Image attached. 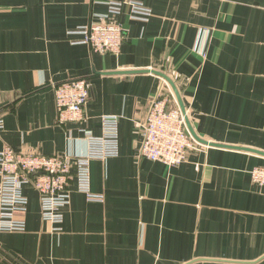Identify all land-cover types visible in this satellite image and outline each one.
Returning <instances> with one entry per match:
<instances>
[{"label": "crops", "instance_id": "obj_1", "mask_svg": "<svg viewBox=\"0 0 264 264\" xmlns=\"http://www.w3.org/2000/svg\"><path fill=\"white\" fill-rule=\"evenodd\" d=\"M113 0H0V150L76 154L84 132L118 118V153L90 161L89 200L70 189L61 230L42 219L30 187L22 232H0V264H264V186L258 153L203 145L177 166L142 158L150 100L176 84L197 136L264 152V0H137L148 21L119 17L117 55L69 34ZM125 2L131 0H123ZM202 32V35H201ZM195 48L206 53L205 57ZM86 78L84 123L59 124L53 86Z\"/></svg>", "mask_w": 264, "mask_h": 264}, {"label": "built area", "instance_id": "obj_2", "mask_svg": "<svg viewBox=\"0 0 264 264\" xmlns=\"http://www.w3.org/2000/svg\"><path fill=\"white\" fill-rule=\"evenodd\" d=\"M125 4L129 6L130 19L148 21L152 15L151 9L142 1H110L106 14L69 32L78 35L71 43L86 44L92 52L117 55L124 39V27L119 17ZM195 50L205 57L206 53L200 48ZM53 92L59 124L84 123L87 120L85 107L90 85L86 78L57 83ZM102 121L103 134L99 137L82 129L85 149L76 154L42 155L16 151L9 146L0 150V232L25 230V221L17 215L27 210L28 197L24 193L27 187L37 192L41 217L55 225L56 231L61 230L63 209L69 204L72 183L75 182L76 189L89 200L103 199L101 195L90 192L89 164L95 158L117 155L118 118L103 116ZM139 127L142 135L140 157L166 166L181 164L191 150L203 146L187 133L185 116L170 88H161L156 92ZM250 178L256 185L264 186V166L253 167Z\"/></svg>", "mask_w": 264, "mask_h": 264}, {"label": "water", "instance_id": "obj_3", "mask_svg": "<svg viewBox=\"0 0 264 264\" xmlns=\"http://www.w3.org/2000/svg\"><path fill=\"white\" fill-rule=\"evenodd\" d=\"M138 72H151L153 74H156L158 76H160L161 78H163L171 87L174 96L176 98L177 104L181 110V112L184 114L185 116V121H186V126H187V133L190 134L197 142H199L202 145H209V146H216V147H224V148H235V149H242V150H247V151H252L255 153H258L260 155L264 156V152L258 151V150H253L250 148H244V147H238V146H229V145H223V144H217V143H212V142H208L202 138H200L199 136H197L195 134V132L193 131V129L191 128L189 122H188V118L186 116V112H185V106L182 102L179 90L175 84V82L165 73L157 71V70H153V69H148V70H129V71H121V72H108V73H116V74H129V73H138Z\"/></svg>", "mask_w": 264, "mask_h": 264}, {"label": "rangeland", "instance_id": "obj_4", "mask_svg": "<svg viewBox=\"0 0 264 264\" xmlns=\"http://www.w3.org/2000/svg\"><path fill=\"white\" fill-rule=\"evenodd\" d=\"M169 86V85H168ZM171 89V87H169ZM172 90V89H171Z\"/></svg>", "mask_w": 264, "mask_h": 264}]
</instances>
